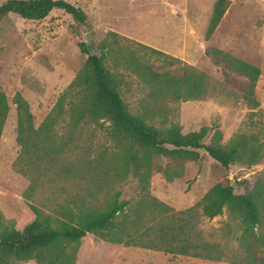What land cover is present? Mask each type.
I'll use <instances>...</instances> for the list:
<instances>
[{
    "label": "trees",
    "instance_id": "trees-1",
    "mask_svg": "<svg viewBox=\"0 0 264 264\" xmlns=\"http://www.w3.org/2000/svg\"><path fill=\"white\" fill-rule=\"evenodd\" d=\"M230 4L215 2L206 41ZM55 9L77 23H87L86 13L65 0H8L0 4V21L10 14L42 21ZM80 47L88 56L86 63L38 127L29 104L20 94L15 97L19 152L13 168L30 182L23 197L35 219L18 230L16 222L0 212V264H77L88 235L173 257L264 264L263 180L252 187L238 183L243 193H236L229 183H218L196 205L180 211L151 193L155 173L168 182L181 179L183 164L200 160V150L226 170L263 163L264 110L256 98L261 69L223 50H206L214 64L224 63L248 79L243 100L249 112L224 143L218 127L184 134L179 123L167 126L176 106L207 98L205 73L115 32L99 45L100 53L85 44ZM129 75L145 93L138 113L131 112L122 94ZM9 111L0 90V139ZM160 159L179 164L162 167ZM130 179L138 185V196L123 200L121 187ZM225 214L228 235L238 234L234 253L229 251L230 242L208 240L200 227L203 218Z\"/></svg>",
    "mask_w": 264,
    "mask_h": 264
},
{
    "label": "rangeland",
    "instance_id": "rangeland-1",
    "mask_svg": "<svg viewBox=\"0 0 264 264\" xmlns=\"http://www.w3.org/2000/svg\"><path fill=\"white\" fill-rule=\"evenodd\" d=\"M8 0H0V4ZM87 15L81 24L62 10L55 9L42 21L24 20L13 14L0 21V90L6 95L10 111L0 139V212L23 230L35 219L23 195L29 180L15 172L13 163L19 152L16 142L18 110L15 97L20 94L29 104L38 127L53 109L57 99L72 83L88 56L81 50L85 37L92 33L91 52L110 32H115L156 50L177 57L208 77L209 94L203 101L181 103L170 123H179L184 134L202 127H218L224 143L240 129L249 112L243 100L248 79L216 65L206 55L217 48L258 66L261 77L256 98L264 110V0L231 2L219 28L209 41L206 32L217 0H65ZM125 72V71H122ZM126 73V72H125ZM128 75V74H126ZM122 94L132 113L142 111L144 90L133 75ZM160 119L157 126H160ZM209 143V140L207 141ZM197 162L184 163V176L168 182L160 173L151 179V193L177 211L193 207L218 183L250 187L264 181V161L247 168L241 165L224 169L204 150ZM162 167L176 165L160 159ZM237 182V183H236ZM122 199H136L138 185L131 180L121 187ZM227 215L202 219L201 229L208 240L230 242V253L237 250L236 232L228 235ZM23 264H36L34 261ZM77 264H230L173 257L160 252L124 247L88 235L82 241Z\"/></svg>",
    "mask_w": 264,
    "mask_h": 264
},
{
    "label": "water",
    "instance_id": "water-1",
    "mask_svg": "<svg viewBox=\"0 0 264 264\" xmlns=\"http://www.w3.org/2000/svg\"><path fill=\"white\" fill-rule=\"evenodd\" d=\"M92 37H93L92 33H88L86 35V37H85V43H86V46H87L88 49H90V47H91V41H92L91 39H92Z\"/></svg>",
    "mask_w": 264,
    "mask_h": 264
}]
</instances>
